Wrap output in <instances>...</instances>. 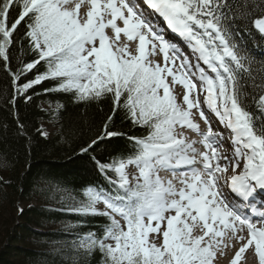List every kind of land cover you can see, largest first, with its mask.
<instances>
[{
    "label": "snow or ice",
    "instance_id": "obj_1",
    "mask_svg": "<svg viewBox=\"0 0 264 264\" xmlns=\"http://www.w3.org/2000/svg\"><path fill=\"white\" fill-rule=\"evenodd\" d=\"M85 3L88 8L82 16ZM143 3L151 10L149 16L137 0H0V60L12 75L18 95H26L44 80H55L50 91L71 92L77 102L110 96L114 112L123 108L134 126L147 129L146 136L129 137L135 149L132 154L98 165L101 172L114 173V179L106 178L116 194L89 188L71 209L109 221L103 237L90 233L79 248L86 253L98 249L104 264H214L218 252L228 246L224 243L228 237L244 241L230 264H239L250 247L258 264H264V125L257 128L241 102V73L250 76L253 61L239 53L230 30L232 21H246L259 12L251 23L264 35V0H243L235 11L228 0ZM13 11L17 15L10 21ZM152 15L162 18L167 29L184 41L195 64L165 38ZM26 18L24 37L37 59L21 62L11 72L13 35ZM121 34L128 42H137L136 54L128 43H119ZM157 54L163 64L149 59ZM41 61L46 71L17 85ZM176 85L183 89L179 102L173 91ZM257 108L264 112V94L258 97ZM205 109L229 131L231 156L221 155L224 135L213 132ZM194 111L207 131H201ZM178 129L190 130L200 140H189ZM104 135L118 133L107 131L105 125ZM197 143L203 145V152L195 147ZM197 161L201 167H191ZM130 166L137 171L132 181ZM181 166L189 170L179 176L173 173L172 179L159 175L161 170ZM221 180L239 202L224 198ZM98 204L104 205L103 211ZM245 229L247 237L238 236Z\"/></svg>",
    "mask_w": 264,
    "mask_h": 264
},
{
    "label": "trees",
    "instance_id": "obj_2",
    "mask_svg": "<svg viewBox=\"0 0 264 264\" xmlns=\"http://www.w3.org/2000/svg\"><path fill=\"white\" fill-rule=\"evenodd\" d=\"M228 2L235 11L243 0ZM16 15L13 11L10 21ZM258 15L232 21L230 30L239 53L253 61L251 75L241 73V102L260 128L264 112L258 110L257 100L264 94V43L256 42L254 35H261L251 23ZM26 22L27 18L13 35L11 72L21 62L37 59L24 37ZM46 69L41 61L17 85ZM56 84L44 80L26 95H18L12 75L0 60V264H104L98 249L86 253L79 243L90 233L103 237L108 219L71 209L85 198L88 188L115 195V186L106 178L114 179V173L101 172L98 165L126 158L135 151L129 137L147 135V129L134 126L123 108L113 111L110 96L77 102L71 92L50 91ZM44 123L55 128L46 136L41 134ZM105 125L118 135L105 136Z\"/></svg>",
    "mask_w": 264,
    "mask_h": 264
},
{
    "label": "rangeland",
    "instance_id": "obj_3",
    "mask_svg": "<svg viewBox=\"0 0 264 264\" xmlns=\"http://www.w3.org/2000/svg\"><path fill=\"white\" fill-rule=\"evenodd\" d=\"M82 7H87L88 8V5L87 3H85L84 5H82ZM81 7V8H82ZM87 11V9H86ZM85 11V13H86ZM106 19H108V17H106ZM119 26H121L120 23H118ZM122 27V26H121ZM106 33L112 37V32L110 29H107L106 30ZM120 40L123 42V43H120L121 45H123L124 43H128L129 44V50L133 53V54H136L135 53V48H136V45H137V42H128L126 40V38L123 36V34H121L120 36ZM119 40V41H120ZM160 54H157L155 56H152L150 57L149 59L151 60H154L156 62H159L161 64H163V61L160 60ZM171 80V78L169 77V81ZM199 84V83H197ZM176 86H179L176 88ZM174 87V94L177 95V98H178V102L180 100V94L182 93L183 89H182V86L180 85H176ZM181 87V88H180ZM178 132H180V130L178 129ZM197 136V135H196ZM198 147V146H197ZM196 147V148H197ZM200 150H201V146H199ZM229 148V147H228ZM232 150V149H231ZM128 173H129V179L130 181H132V177L137 175V171L134 167L130 166L128 169H127ZM231 174V171L228 172L227 175H230ZM159 175L164 178V179H172L173 178V172L171 170H161L159 172ZM134 182V181H133ZM179 185V184H178ZM179 188V187H178ZM102 204H98L97 205V208L99 209ZM174 214V213H173ZM118 220L120 219V217H116ZM257 222V221H256ZM121 224H123V221L121 220ZM259 226V224H258ZM154 235V234H153ZM231 234L229 233V236ZM238 236H244L245 238L247 237V230L245 229L243 232H240L238 233ZM151 238V237H150ZM244 241H239L238 239L236 238H232V239H229L228 237H225V241L224 243L226 245H228L227 247H224L222 248V252H218L217 254V257L215 258L214 260V264H230L231 260L233 259L234 255H235V252L241 247L242 243ZM106 243H112V241H106ZM157 243H159V241H157ZM239 264H258V259L256 258L255 254H254V250L250 247L248 250L245 251V253L242 254V258L241 260L239 261Z\"/></svg>",
    "mask_w": 264,
    "mask_h": 264
},
{
    "label": "bare ground",
    "instance_id": "obj_4",
    "mask_svg": "<svg viewBox=\"0 0 264 264\" xmlns=\"http://www.w3.org/2000/svg\"><path fill=\"white\" fill-rule=\"evenodd\" d=\"M42 106H43V104H42ZM187 129H184V131H183V135L185 136V137H187L189 140H194L193 138H192V136H191V138H190V136H189V134L187 133ZM213 132H215V131H213ZM224 141V140H223ZM226 141H230V139H228V140H226ZM219 151H220V153H221V155L223 156V155H225V154H227V155H229V150L227 149V147H226V144L223 142L222 143V146L219 148ZM230 156V155H229ZM222 162H223V164L225 163V161H223L222 160ZM222 191H224V190H222ZM257 202L258 203H261L260 202V200H258L257 199ZM257 207L259 208L260 207V205H257Z\"/></svg>",
    "mask_w": 264,
    "mask_h": 264
}]
</instances>
